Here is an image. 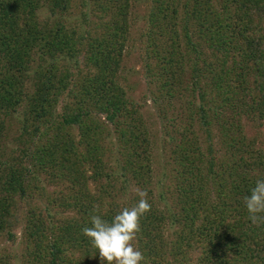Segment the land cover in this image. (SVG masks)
Returning <instances> with one entry per match:
<instances>
[{
    "label": "trees",
    "instance_id": "trees-1",
    "mask_svg": "<svg viewBox=\"0 0 264 264\" xmlns=\"http://www.w3.org/2000/svg\"><path fill=\"white\" fill-rule=\"evenodd\" d=\"M135 9L0 0V241L22 226L21 264H101L82 229L143 191L141 264H264V219L244 206L264 179V0ZM135 16L159 135L121 74Z\"/></svg>",
    "mask_w": 264,
    "mask_h": 264
},
{
    "label": "clouds",
    "instance_id": "clouds-1",
    "mask_svg": "<svg viewBox=\"0 0 264 264\" xmlns=\"http://www.w3.org/2000/svg\"><path fill=\"white\" fill-rule=\"evenodd\" d=\"M140 199L131 208L125 207L110 221L101 215L90 217V226L82 229L83 234L97 249L101 264H141L142 252L134 247L133 242L140 231V219L150 210L151 205L145 198L146 192H138ZM244 206L249 219L256 223L264 219V179H257L249 194L244 198Z\"/></svg>",
    "mask_w": 264,
    "mask_h": 264
},
{
    "label": "rangeland",
    "instance_id": "rangeland-1",
    "mask_svg": "<svg viewBox=\"0 0 264 264\" xmlns=\"http://www.w3.org/2000/svg\"><path fill=\"white\" fill-rule=\"evenodd\" d=\"M135 1V10L138 12L141 10L144 0H134ZM136 14V12H135ZM138 16H135L134 19H131V32H130V40L129 45H132L129 48V52L126 54V57L123 62V70H122V78L124 86L127 88L129 92H131V96L134 101L137 103L143 104V115L147 123L152 127L154 134L161 133L160 129V120L157 116V109L152 105L150 100L149 92L145 86V79L142 71H140L139 65V52H140V31L142 28V23L137 20ZM133 18V17H132ZM128 45V46H129ZM17 124L12 128L10 132L9 139L6 143L9 149H16L17 143L13 140L17 135ZM159 140V136L157 137ZM160 141V140H159ZM19 146V145H18ZM168 148V147H167ZM162 145L159 144L158 149L156 148V156L157 160L161 161V163H157V167L160 168L158 174H163L164 166L167 162L165 160V151H162ZM17 155V153L15 154ZM163 158V159H162ZM161 159V160H160ZM16 239L14 242H9L5 239L0 241V252L3 254H10L11 261L9 264H21V256L23 253V236H22V226L15 230Z\"/></svg>",
    "mask_w": 264,
    "mask_h": 264
}]
</instances>
